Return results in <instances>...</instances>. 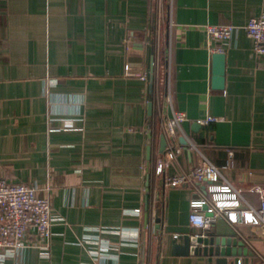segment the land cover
Returning a JSON list of instances; mask_svg holds the SVG:
<instances>
[{"label":"crops","instance_id":"0c3cea01","mask_svg":"<svg viewBox=\"0 0 264 264\" xmlns=\"http://www.w3.org/2000/svg\"><path fill=\"white\" fill-rule=\"evenodd\" d=\"M260 13L264 0H0V174L49 196L54 218L48 257L27 248L2 264H215L171 254L186 234L234 239L236 264H264V226L191 229L190 201L208 183L174 188L153 174L173 110L186 114L187 145L167 175L207 161L235 188L264 186V55L243 29ZM205 25L238 27L212 44L223 90L211 88ZM90 236L108 243L103 262Z\"/></svg>","mask_w":264,"mask_h":264},{"label":"built area","instance_id":"2783aa9c","mask_svg":"<svg viewBox=\"0 0 264 264\" xmlns=\"http://www.w3.org/2000/svg\"><path fill=\"white\" fill-rule=\"evenodd\" d=\"M237 28L235 25H205L204 32L210 51L223 53L221 46L213 47L212 44L227 42L237 32ZM243 29L252 41L254 53L264 55V13L249 19ZM185 121L184 112L172 110L166 123L170 139L167 140L165 152L155 156L153 174L155 177H161L165 186L174 188L208 183L206 193L190 201L189 228L208 230L219 219H226L230 223L243 221L245 224L264 226V186L235 188L221 177L217 167L207 161L200 163L189 173L174 176L166 174L169 162L181 151L182 145L179 144L178 138L183 136L182 123ZM217 121L218 118L209 116L201 121V124L207 125ZM188 149L194 150L195 147L188 143ZM45 191L48 193L49 188ZM36 192L35 186L8 182L0 174V264L8 257H16L27 248L37 249L43 257L49 256L54 221L50 197H40ZM246 192L257 195L259 201L257 209H253L244 200L243 195ZM134 212L139 213V209H135ZM95 230L118 233L106 229ZM30 234L34 237L31 241L28 240ZM120 234L124 238L130 236L127 231H120ZM132 236L134 239L138 237L135 233ZM177 237L173 236L174 239ZM92 238L88 237V242H93L98 247V251L91 252L92 258L94 261L99 259V262H103L109 255L108 243L99 236Z\"/></svg>","mask_w":264,"mask_h":264},{"label":"water","instance_id":"95a60500","mask_svg":"<svg viewBox=\"0 0 264 264\" xmlns=\"http://www.w3.org/2000/svg\"><path fill=\"white\" fill-rule=\"evenodd\" d=\"M212 75H211V88L214 90L224 89V74H225V55L223 53H213L212 55ZM153 63V57L151 58V65ZM151 89V88H150ZM151 93V90H150ZM148 110H151V99L148 104ZM178 142L182 146L187 145V141L181 137L178 138ZM173 143V141H172ZM167 147V140L164 135L160 136V152L164 153ZM156 222L159 224L160 220ZM160 225L156 227L159 228ZM181 243L173 241L171 247V254L174 256H188L193 255H204L214 258L215 264H236L235 259L244 254L245 249L236 248L241 247V243L232 239V247L228 240L221 239L218 237L195 234H186L179 237Z\"/></svg>","mask_w":264,"mask_h":264}]
</instances>
